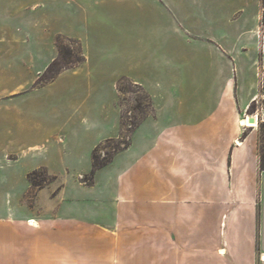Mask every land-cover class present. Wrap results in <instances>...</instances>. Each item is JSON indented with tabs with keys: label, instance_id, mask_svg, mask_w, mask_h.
Returning a JSON list of instances; mask_svg holds the SVG:
<instances>
[{
	"label": "rangeland",
	"instance_id": "1",
	"mask_svg": "<svg viewBox=\"0 0 264 264\" xmlns=\"http://www.w3.org/2000/svg\"><path fill=\"white\" fill-rule=\"evenodd\" d=\"M195 2L45 0L51 26L0 29L3 216L17 206L42 213L73 185H93L94 156L102 163L124 150L175 77L186 99L206 103L210 78L229 72L242 96L254 83L260 93L245 115L264 112V63L252 31L264 26V0H231L218 29L190 19ZM258 125L242 130L255 131L264 158V121Z\"/></svg>",
	"mask_w": 264,
	"mask_h": 264
},
{
	"label": "crops",
	"instance_id": "2",
	"mask_svg": "<svg viewBox=\"0 0 264 264\" xmlns=\"http://www.w3.org/2000/svg\"><path fill=\"white\" fill-rule=\"evenodd\" d=\"M229 5L196 0L190 19L221 28ZM46 7L0 0V29L51 26ZM252 31L264 63V26ZM221 73L206 103L186 99L177 77L163 86L154 117L93 185H73L42 213L0 211V237L11 239L0 241V264H264V171L255 131L244 137L240 126L260 93L254 83L242 96L233 74Z\"/></svg>",
	"mask_w": 264,
	"mask_h": 264
},
{
	"label": "trees",
	"instance_id": "3",
	"mask_svg": "<svg viewBox=\"0 0 264 264\" xmlns=\"http://www.w3.org/2000/svg\"><path fill=\"white\" fill-rule=\"evenodd\" d=\"M82 60L79 59L76 62H74V64L75 63L76 64L80 63ZM120 91L123 92V90H121V89H120ZM130 143H131V140L129 141V143L125 144L124 149L128 148ZM116 154H117V152H116ZM113 158L114 157H112L111 159L105 160L104 162L100 163V162H98L97 157L94 156V158H93V166H92V171H91V182H93V180H94V176H95L96 171H98L99 169H101V168L107 166L109 163H111ZM261 170L264 171V158H262V157H261Z\"/></svg>",
	"mask_w": 264,
	"mask_h": 264
},
{
	"label": "bare ground",
	"instance_id": "4",
	"mask_svg": "<svg viewBox=\"0 0 264 264\" xmlns=\"http://www.w3.org/2000/svg\"><path fill=\"white\" fill-rule=\"evenodd\" d=\"M260 122L259 119V115L255 114V115H244L243 118L240 120V126L241 127H247V128H254L255 130L258 128V124ZM29 225L37 228L38 227V223L36 221H30Z\"/></svg>",
	"mask_w": 264,
	"mask_h": 264
},
{
	"label": "built area",
	"instance_id": "5",
	"mask_svg": "<svg viewBox=\"0 0 264 264\" xmlns=\"http://www.w3.org/2000/svg\"><path fill=\"white\" fill-rule=\"evenodd\" d=\"M242 129H244V131H246L247 130V127H242Z\"/></svg>",
	"mask_w": 264,
	"mask_h": 264
}]
</instances>
